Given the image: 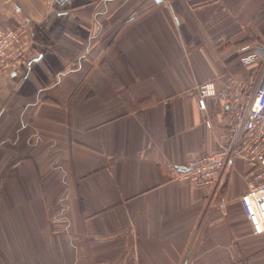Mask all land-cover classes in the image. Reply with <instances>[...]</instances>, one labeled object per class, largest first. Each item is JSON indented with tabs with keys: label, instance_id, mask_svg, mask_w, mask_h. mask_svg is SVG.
I'll use <instances>...</instances> for the list:
<instances>
[{
	"label": "crops",
	"instance_id": "crops-1",
	"mask_svg": "<svg viewBox=\"0 0 264 264\" xmlns=\"http://www.w3.org/2000/svg\"><path fill=\"white\" fill-rule=\"evenodd\" d=\"M27 59L0 78V264H264L240 159L212 187L176 179L216 147L264 0H0Z\"/></svg>",
	"mask_w": 264,
	"mask_h": 264
},
{
	"label": "built area",
	"instance_id": "built-area-1",
	"mask_svg": "<svg viewBox=\"0 0 264 264\" xmlns=\"http://www.w3.org/2000/svg\"><path fill=\"white\" fill-rule=\"evenodd\" d=\"M56 0H46L51 5ZM31 35L25 24L0 27V78L27 59ZM243 64L259 62L257 72L243 79L200 83L197 104L206 111V99L224 104L225 128L215 149L200 153L176 172L175 178L195 187L217 185L235 159L250 168L247 189L240 195L246 218L255 234L264 233V40L253 44L240 58Z\"/></svg>",
	"mask_w": 264,
	"mask_h": 264
}]
</instances>
